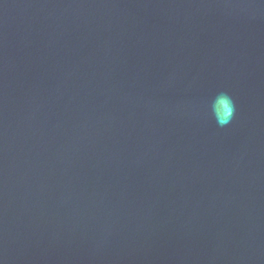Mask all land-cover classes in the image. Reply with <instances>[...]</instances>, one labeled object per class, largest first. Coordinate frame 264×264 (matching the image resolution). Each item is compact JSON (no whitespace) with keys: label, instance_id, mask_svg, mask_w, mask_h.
Wrapping results in <instances>:
<instances>
[{"label":"water","instance_id":"obj_1","mask_svg":"<svg viewBox=\"0 0 264 264\" xmlns=\"http://www.w3.org/2000/svg\"><path fill=\"white\" fill-rule=\"evenodd\" d=\"M0 264H264V0H0Z\"/></svg>","mask_w":264,"mask_h":264},{"label":"clouds","instance_id":"obj_2","mask_svg":"<svg viewBox=\"0 0 264 264\" xmlns=\"http://www.w3.org/2000/svg\"><path fill=\"white\" fill-rule=\"evenodd\" d=\"M211 117L219 127L229 125L236 115V102L234 98L225 91L218 92L208 105Z\"/></svg>","mask_w":264,"mask_h":264}]
</instances>
